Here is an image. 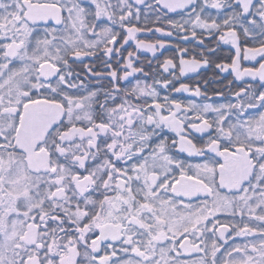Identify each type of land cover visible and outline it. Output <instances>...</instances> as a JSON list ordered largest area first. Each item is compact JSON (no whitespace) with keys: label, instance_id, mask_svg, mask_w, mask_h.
<instances>
[{"label":"snow or ice","instance_id":"snow-or-ice-1","mask_svg":"<svg viewBox=\"0 0 264 264\" xmlns=\"http://www.w3.org/2000/svg\"><path fill=\"white\" fill-rule=\"evenodd\" d=\"M147 12L202 51L122 86L165 47L140 38ZM258 57L264 0H0V264H264V90L214 105L156 87L189 92L173 81L210 64L264 82Z\"/></svg>","mask_w":264,"mask_h":264},{"label":"flooded vegetation","instance_id":"flooded-vegetation-1","mask_svg":"<svg viewBox=\"0 0 264 264\" xmlns=\"http://www.w3.org/2000/svg\"><path fill=\"white\" fill-rule=\"evenodd\" d=\"M89 0H85V3L88 4ZM147 2V0H146ZM143 10V9H142ZM215 14V10H210ZM149 17L148 27L152 29V31H148L140 34L141 39L149 40L155 42L160 39L165 43V47L158 51L155 56L152 53L147 52L145 50H141L137 55L140 59L137 61V65H142L144 70L149 75L144 76L141 73L135 74L133 77H129V81H121L122 86H131L135 84L136 79H141L142 81H147L148 83H152V80L155 78L169 77L170 74L163 71L162 63L166 59H173L176 63L179 61L180 53L176 48V45L180 47H186L189 49V53L191 55H197L202 51V48L198 46V41L190 36V33L177 34L165 21H155L153 19L154 14L151 12H147ZM169 16L174 20H182V17L176 13H169ZM164 28L165 31H173L172 37H166L162 33H158L155 31L156 28ZM183 35H189V41H183L181 37ZM215 37L208 38L205 37V44H209L210 42H214ZM134 46V45H133ZM251 46V45H245ZM129 50H132L131 48ZM219 52L220 57H228L232 56L234 58V49L230 48L228 45L222 46V50H217ZM185 58H188V54H185ZM197 58L199 56L197 55ZM257 60L259 62H264V60H260L258 57ZM95 63V67L101 69L102 71H106L103 69V66L100 61L95 60V58H86V63L91 65ZM218 62L229 63L228 60H220ZM256 65L258 67V63L256 61L248 62L242 61V67H251ZM115 67V65H113ZM83 68V65L77 68L80 71ZM178 75V73H177ZM83 78L85 83L88 84L90 88L93 90L102 89L107 90L110 87V82L107 79L98 80L96 77L91 76L90 74H83ZM180 83H185L189 85L191 91L189 92H175L169 91L168 89H164L161 85L157 84V90L160 91L161 96H170L172 98L184 101L185 103L189 101H194L196 104H204L211 103L214 105L226 104V103H236L237 98L234 95L236 91H239L242 87L248 88L249 85L256 92L264 90V82L259 81L258 79L253 80L251 77H244L243 80L236 79L235 74L231 72H220L219 69L215 68L214 65H208L200 68L197 72H190L186 76L180 77L179 80H174L173 84L175 87H179ZM172 86L170 85V88ZM199 87L200 91L204 93L203 96H195L194 91ZM253 111V110H250ZM192 115V113H189ZM209 118H211L212 113H209ZM165 135L168 137L173 136L170 132H165ZM173 153H179V148L176 146L173 149ZM180 158L186 159L190 163H198L201 162L198 157H188L185 153H179ZM239 219V218H237ZM246 242L245 238H236L235 243ZM233 243V241H229V244Z\"/></svg>","mask_w":264,"mask_h":264}]
</instances>
